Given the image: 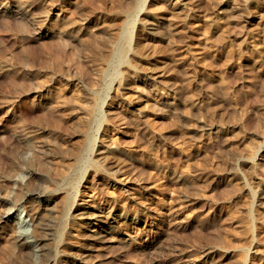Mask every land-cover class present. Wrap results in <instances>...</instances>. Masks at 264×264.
I'll use <instances>...</instances> for the list:
<instances>
[{
  "label": "rangeland",
  "instance_id": "1",
  "mask_svg": "<svg viewBox=\"0 0 264 264\" xmlns=\"http://www.w3.org/2000/svg\"><path fill=\"white\" fill-rule=\"evenodd\" d=\"M20 2L25 16L0 14V264L29 262L1 214L30 182L57 192L50 264L77 241L72 194L139 220L103 264H264V0ZM153 16L158 36L141 23Z\"/></svg>",
  "mask_w": 264,
  "mask_h": 264
},
{
  "label": "bare ground",
  "instance_id": "2",
  "mask_svg": "<svg viewBox=\"0 0 264 264\" xmlns=\"http://www.w3.org/2000/svg\"><path fill=\"white\" fill-rule=\"evenodd\" d=\"M27 11V7L22 2H20V0L15 1L14 3H5L0 1V14L12 13L14 15L20 14L25 16ZM141 23L144 26V30H146V32L151 35L158 36L162 33L160 31V24L162 23V21H160L158 18L146 17L142 19ZM124 45L122 46V49L120 48L121 51L124 49ZM128 78L136 83L137 89L139 92H141V94L147 95L149 93H154L158 100L162 104H164L168 110H171L175 106L176 100L173 95V90L170 87H160L158 85H155L151 81L144 78L137 70H133L128 75ZM94 99L97 100V97H95ZM123 99L117 98L116 103L125 106L128 110L132 112L137 111L138 116L144 115V109L138 107V104ZM94 145L95 144L91 142L89 151L93 149ZM103 152L105 153V151H101L98 153ZM96 153L97 152H95L94 154ZM104 157H106V155H104ZM30 176L34 181H42V178L40 177V175H38V172L34 170L33 172H31ZM76 181L77 180H75L74 183H76ZM29 184L22 185L21 195L19 197H16L14 199H11V197H6L4 199L5 201H7V203L12 204V207H9L10 205L8 206V204L5 203L7 204V207L3 209V212L1 214V223H3V225L6 224L13 231L14 240L18 245L20 251L21 249H25L23 253L27 256V259L29 260L27 264H50V261H52L51 259L54 248L50 246L47 237L52 235L54 231L52 232V230L50 229V226L53 223H51L52 220L50 219L48 213H50V211L52 210L51 203L53 201V196L57 194V192L56 190H53L52 193H48L46 191L44 192L43 190H39V187L37 188L36 186H32L31 184L30 186ZM69 184L66 183L65 185ZM62 187H64V185ZM69 189L71 188H68V190ZM72 196H70V200L69 198L68 200H66V204L63 207L65 216L67 215L72 220V222L75 223L73 227L71 226L67 230L68 235L71 238H77V241L75 243H69V253L67 254V259L69 262L68 264H103L105 259L108 260V258L111 257V254L107 256L106 254L100 251H108V249L114 247H127V245L133 240V236L131 234L123 233L119 226L120 224L127 225L128 223L133 222L134 220L138 222L139 220L137 218H133L127 212L111 213L110 211V213H108L109 211L106 212L107 209L105 211L102 206H99L97 203L96 204L98 206L96 207V205H93L94 203L88 204L87 200L78 199L76 196ZM16 205L25 206V217H22L20 215L16 216V210L14 209ZM51 217H53V215ZM68 217L66 218L68 219ZM81 219L84 220L80 222Z\"/></svg>",
  "mask_w": 264,
  "mask_h": 264
}]
</instances>
